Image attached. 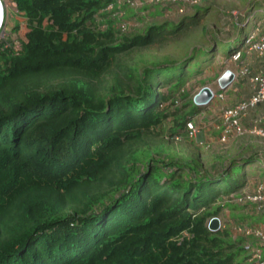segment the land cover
Masks as SVG:
<instances>
[{
	"label": "trees",
	"instance_id": "obj_1",
	"mask_svg": "<svg viewBox=\"0 0 264 264\" xmlns=\"http://www.w3.org/2000/svg\"><path fill=\"white\" fill-rule=\"evenodd\" d=\"M9 1L28 31L18 48L0 40V264H249L247 239L212 232L207 222L242 195L246 176L232 167L264 166V151L227 165L215 157L209 170L197 155L163 158L147 142L189 140L187 120L202 106L188 102L192 109L180 113L185 83L204 74L206 57L243 50L252 31L222 51L223 35L205 23L202 0L143 3L134 17L183 9L144 27L106 12L114 0ZM130 22L134 32L122 30ZM195 27L208 33L209 48L193 46L180 61L128 59L133 49ZM230 29L228 37L242 30ZM247 61L242 53L238 63Z\"/></svg>",
	"mask_w": 264,
	"mask_h": 264
},
{
	"label": "rangeland",
	"instance_id": "obj_2",
	"mask_svg": "<svg viewBox=\"0 0 264 264\" xmlns=\"http://www.w3.org/2000/svg\"><path fill=\"white\" fill-rule=\"evenodd\" d=\"M2 1L5 4V20H4V25L0 32V40L7 39L12 44H14L16 48H18L19 43L25 41V35L28 30L26 28L24 19L16 12L15 4L9 0H2ZM250 2H254L253 10L251 9L252 11H249L252 14V18L247 20L249 21L248 23L245 22V24L242 23V25H240L242 30L235 37L233 35L228 37V35H230L229 33H231L230 28L229 31L228 30L225 31L220 26H217L215 28V30L219 32V36L223 35L221 37L223 42L220 46V49L222 51L237 48L238 46H240L242 40L241 37H243L250 31L252 32L255 31L257 24L258 25L260 24L259 28H261V26L264 25V14L262 12V9L264 8V0H250ZM137 7L133 5H127L124 8L121 7L120 10L114 8L112 11H116L113 14H116L117 16V14L120 12H124L125 14H127L129 10L134 11L145 6H137ZM176 13L178 14L179 11ZM246 16H248V14ZM246 18L247 17L244 18V21ZM211 19L212 21H215L216 16H214ZM15 22H17L19 25L17 32H13ZM147 22H149L147 18H144V21H142V25H140V27H144L145 24H147ZM131 27H132V23L130 22V24L126 26V30L130 28L129 31L134 32V30L133 31L131 30L132 29ZM99 28L100 29L104 28V24L101 23V26ZM192 31H193L192 34L191 32L190 33L186 32V34L184 35H178L175 37L174 36L165 37V39L162 40L160 43H156L147 49L144 48L137 50L133 49L131 50V52L128 53L130 56L128 57V59L134 62L137 61L138 59L151 60L155 58L156 60H161V61L164 59L180 61L190 53V50L191 48H193V46L200 48L210 47L211 44L208 42L209 41V39L207 38L208 33H206V31H204L203 34L205 35L207 40L205 37H202V35H200V32L198 31L197 27L193 28ZM213 49L216 50V47H214ZM253 59H256V57H253ZM204 60L205 61L202 63L201 66V68L203 67L204 74L201 76H196L194 78H191L185 83L184 89L182 90L187 91L188 95L186 98L176 103V106H178L177 108L180 110V113L189 112L190 109H192V106L188 104L187 106L184 107V105L188 102H193L194 96L199 92L201 88L206 87L212 91L213 95L211 96L210 101L206 105L202 106L196 115L188 118L187 120V122L192 120L198 126L199 133L197 134V136L193 137V139L189 138V140H184V141L181 140L182 141L181 142V141H177V139L174 141H170L166 139V136L156 135L148 138L147 143L149 149H154V148L163 149L165 155L163 153L160 154L163 158L168 156L172 158L171 155H174L179 159H185V158L188 159L191 154L194 157L195 155H197L199 156L200 162H202L201 163L202 169L207 168L210 170L209 167L212 164L211 162L213 161V159H215V157H218L219 158L217 160L218 163L220 161L219 164L223 163V165L224 164L227 165L228 163L227 161L230 158L237 160L240 159L236 155V150H234L235 148H233L234 145L232 141L234 139L236 140V138L241 139L242 137L246 138L247 136H249L250 138L252 137L254 139H252V141L246 145H250L252 147L254 146L258 147L261 148V151H264V132L263 134L251 132L250 126L248 125L244 126L243 124H241V127L245 130V132L242 131L241 134H238L237 131H233V132L230 131L231 133L229 135H224L225 126L223 125V122L220 118L218 120L219 111L221 114L222 111L225 108H227L224 107L226 105V102L239 99L240 91L232 90L233 89L232 83H236V81L240 79V77L246 78V76H241L239 74L241 68L238 62L233 61L232 57L225 58L220 54V52L215 54V56L206 57ZM226 70H230L231 72H233V74H235V76L237 77V80L233 79V81L224 88L219 85L218 78ZM235 86L238 87L239 89L241 88L240 86H238V84L237 85L235 84ZM162 91L163 92L166 91L164 87L162 88ZM236 94L237 96L235 97ZM219 95L222 96L220 97ZM240 96H242V93ZM234 103L236 102L234 101ZM250 112L248 111L246 115H248ZM170 122L171 120H166L165 123H167V126H170ZM259 127L264 130V124L258 125V128ZM221 138L222 139L225 138V140L220 141ZM162 144L163 147H160V145ZM251 150L252 149L247 151L246 149L247 151L246 154L249 155L252 152ZM212 154H216V155H212ZM196 164H197L196 161H194L191 164V166L196 167ZM213 164L216 165L214 162ZM263 167L264 166L262 164H258L257 162H254L253 164H244L243 172L240 165L232 167V171L236 172L237 175H240L242 173L245 174L246 176L247 183L245 187L241 190L240 194H243L245 192L251 193L255 189L258 183L264 181V174H259L260 170H263ZM228 200H229L228 202H230L232 206L224 208L217 218L219 220V228L224 231H229V234L232 239L239 238V236H236L232 230L235 225L244 224V225L254 226L255 223L260 224L264 219V215H262L261 213L254 212L252 206L251 207L246 206L247 204L244 205L241 202H237L233 197ZM247 211H252V212L248 213ZM237 217H239V219L241 220L240 222L237 221L236 219Z\"/></svg>",
	"mask_w": 264,
	"mask_h": 264
},
{
	"label": "built area",
	"instance_id": "obj_3",
	"mask_svg": "<svg viewBox=\"0 0 264 264\" xmlns=\"http://www.w3.org/2000/svg\"><path fill=\"white\" fill-rule=\"evenodd\" d=\"M200 2L201 0H114L112 4L108 5L106 11L110 12L115 7L119 8L118 10H120L121 7L126 4L137 7L143 3H169L174 5L183 3L194 5L199 4ZM179 12L182 13L183 9L180 8ZM118 14L122 15V12ZM114 16H116V14H114ZM125 24L126 23H122V30H124V28L126 29ZM259 25L257 24L255 31L251 32L245 38L243 50L236 51L232 55L233 61L239 62L242 53H244L246 57H249L254 53L258 58L264 56V33L257 38V35L262 32L259 28ZM240 68L241 70L239 71V74L241 76H248L249 78V83L252 86V95L249 98L243 99L237 104L227 107L222 111L220 114V119L225 126L224 135H229L233 131H237L238 134H241L242 131L245 132V130L241 127V118H243V116H245L248 111L255 109L261 103H264V70L249 76L247 64H240ZM233 79L237 80L235 74ZM219 96L221 97L222 95ZM260 124H264V112L250 123L249 126L251 128V132L263 134L264 130L260 127L258 128V125ZM185 129L187 130L190 139H193V137H196L199 133L198 126L192 120L186 123ZM237 202H241L244 205L251 204L254 212L264 214V181L258 183L251 193L245 192L237 197ZM232 230L236 236L247 239V243L250 245L248 263L264 264V227L238 224L235 225Z\"/></svg>",
	"mask_w": 264,
	"mask_h": 264
},
{
	"label": "crops",
	"instance_id": "obj_4",
	"mask_svg": "<svg viewBox=\"0 0 264 264\" xmlns=\"http://www.w3.org/2000/svg\"><path fill=\"white\" fill-rule=\"evenodd\" d=\"M202 7L201 8H205L207 9L206 11V16L207 19H205V23L207 24V26L211 27V28H216V26L219 24V26L221 28H223L225 31L228 30L229 28L234 29V27H236L237 25L240 27V25L245 24V22H249L247 21L248 18L245 19V16L249 13V11H252L251 7H250V0H202ZM233 11V16H235L234 14H236V16L238 17H232L229 12ZM143 13H140L139 10V14L137 15V17L133 15V11L129 10L126 14V17L130 16V18L134 17L135 19H132V21H137V23H140L139 25H142V21H144V18H147V20L149 22H147V25L150 24H154V23H161V21L163 20H174L178 17L175 8H168V9H161L160 7H156L154 9H150V10H145L142 11ZM189 14H196L198 12L194 11L193 9H187V11ZM191 16V15H189ZM214 16H216V22H218V24L215 21H212L211 18H213ZM252 16V14H251ZM250 17V16H249ZM146 20V19H145ZM240 20V21H239ZM146 22V21H145ZM238 22L240 24H238ZM213 23V24H212ZM262 28H260L261 30ZM239 33V31H237ZM252 56L248 57V61H247V67L249 69V72H251V74H256L259 73L260 71L264 70V61H262L261 58L256 57V59L251 58ZM246 64V63H245ZM250 75V74H249ZM235 84L238 86H240L241 88L239 89L238 87L235 86ZM233 85V89L234 91H240L239 93V99L237 100H233V101H228L226 102V105L224 107H231L235 104H237L238 101L242 100V99H246L248 97H250L252 95V86L249 83V78L248 76L245 77H240V79H238L236 81V83H232ZM244 86V87H243ZM227 93V91H226ZM242 93V96H240ZM227 95V94H226ZM237 96V94L235 95V97ZM234 101L236 103H234ZM250 112V111H249ZM264 112V103L258 105L255 109H252L251 112L246 115L245 117L241 118V124H243L244 126L246 125H250V123L257 118L260 114H262ZM220 118V111H219V117L218 120ZM263 125V124H260ZM249 136H247L246 138L242 137L241 139L236 138V140L234 139L233 142V148H235L234 150H236V155L241 158L246 156V152L249 151L250 149H253L255 151H261V148L258 147H252L250 145H246L249 142L252 141V139L254 138H248ZM227 139V138H226ZM224 139H220V141H224ZM244 149V150H243ZM247 149V151H246ZM212 155H216V154H212ZM213 157V156H212ZM245 192V191H243ZM240 194V193H239ZM264 215V214H262ZM259 227H264V219L262 220V222L259 223H255V226Z\"/></svg>",
	"mask_w": 264,
	"mask_h": 264
},
{
	"label": "water",
	"instance_id": "obj_5",
	"mask_svg": "<svg viewBox=\"0 0 264 264\" xmlns=\"http://www.w3.org/2000/svg\"><path fill=\"white\" fill-rule=\"evenodd\" d=\"M0 21H1V12H0ZM234 74L230 70L224 71L221 76L218 78V83L221 87H226L233 81ZM211 92L209 88L203 87L199 90V92L194 96L193 102L196 105H205L211 99ZM207 228L215 232L219 229V220L216 217H213L209 220Z\"/></svg>",
	"mask_w": 264,
	"mask_h": 264
},
{
	"label": "bare ground",
	"instance_id": "obj_6",
	"mask_svg": "<svg viewBox=\"0 0 264 264\" xmlns=\"http://www.w3.org/2000/svg\"><path fill=\"white\" fill-rule=\"evenodd\" d=\"M0 12H1V21H0V32H1V29L4 25V20H5V4L2 0H0ZM209 91L213 95V93L210 89H209Z\"/></svg>",
	"mask_w": 264,
	"mask_h": 264
},
{
	"label": "clouds",
	"instance_id": "obj_7",
	"mask_svg": "<svg viewBox=\"0 0 264 264\" xmlns=\"http://www.w3.org/2000/svg\"><path fill=\"white\" fill-rule=\"evenodd\" d=\"M195 104V103H194ZM196 105V104H195ZM197 106V105H196ZM218 219V218H217ZM210 220V219H209ZM209 220H208V222H209ZM208 222H207V225H208Z\"/></svg>",
	"mask_w": 264,
	"mask_h": 264
}]
</instances>
